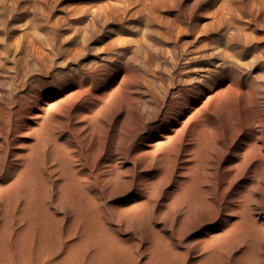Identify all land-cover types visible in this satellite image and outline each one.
I'll return each instance as SVG.
<instances>
[{
	"label": "bare ground",
	"instance_id": "6f19581e",
	"mask_svg": "<svg viewBox=\"0 0 264 264\" xmlns=\"http://www.w3.org/2000/svg\"><path fill=\"white\" fill-rule=\"evenodd\" d=\"M4 72L0 264H264V0H0Z\"/></svg>",
	"mask_w": 264,
	"mask_h": 264
},
{
	"label": "rangeland",
	"instance_id": "374dc122",
	"mask_svg": "<svg viewBox=\"0 0 264 264\" xmlns=\"http://www.w3.org/2000/svg\"><path fill=\"white\" fill-rule=\"evenodd\" d=\"M114 14V13H113ZM29 24H27V25H19V26H17L16 27V29H14V31H13V29L12 30H9V33H10V36L11 37H9V39L7 40V42H9L10 43V40L12 41L10 44L9 43H6V47L8 48V54L10 55V58H9V61H11L12 62V64H9V69L8 68H6L10 73H6V74H8V75H6L5 74V72L4 73H2L1 75H4L3 77H1L0 76V79H2V81H3V83H4V87H3V85H0V88H5L6 86H7V78L8 77H13V75H14V70H17V71H21V70H23L24 68L21 66V64L22 63H18L17 64V62L15 63V65H14V62L12 61V60H16V61H20V60H24L25 58H27L28 56H29V54H27V55H25V53H29V51H30V54L32 53V50L34 51V49L39 45V44H41V42H42V44L43 45H45V42H46V38L44 37V34L43 33H41V31H39L40 29L38 28V26H34V25H29L30 26V28H29V26H28ZM74 26H75V29H74ZM74 26H69L67 29H66V27H63L62 29L64 30V37H67V39H68V41L69 42H67V40H66V42L64 41V44H61V48H62V50H63V54H65V52L67 51H69L70 49V51H72V52H70L71 54H74V55H76V53H77V50L79 49V50H81L82 48H91L90 46H92V49L91 50H93V48H95L96 46H97V43H96V41H94V40H96V39H94L93 41H89L88 42V44H86L85 43V38L83 39V37H86V36H83L82 37V35H85L84 33L86 32V34H88L87 33V31L88 30H90L91 28H93V26H91L90 28L89 27H86V26H84V28H83V26L82 25H74ZM85 30V32L83 31V29L81 30V27ZM37 28V29H36ZM70 28V29H69ZM72 28H73V30H74V32L72 33ZM86 28V29H85ZM87 28H88V30H87ZM25 29V30H24ZM36 29V30H35ZM69 29V30H68ZM17 30V31H16ZM92 30V29H91ZM90 30V31H91ZM137 30H138V32H137ZM26 31V33H24ZM38 31V32H37ZM80 31H83V32H80ZM90 31H88V32H90ZM23 32V33H22ZM70 32V33H69ZM76 32V33H75ZM79 32V33H78ZM14 33V34H13ZM30 33V34H29ZM74 34V36H70V34ZM25 34H27V35H25ZM29 34V35H28ZM71 34V35H72ZM75 34H78V36L76 37V35ZM133 36L134 37H136L137 38V36L139 37V39H143L142 37H144L143 36V34H142V31H139V29H135V31L133 32ZM19 35V36H18ZM35 35H38V36H35ZM38 37H39V39H40V37H41V40L42 41H40V40H38ZM72 37V38H71ZM74 37H76L75 39H74ZM82 37V38H81ZM89 37V36H88ZM34 39L36 40L35 42H34ZM79 39V41L78 42H80L82 39L84 40V41H81L79 44H80V46H78L77 48H76V46L77 45H79L78 43H77V40ZM81 39V40H80ZM202 39H204V38H202ZM44 40V41H43ZM14 41H15V43H14ZM20 42V45L18 46V43ZM21 42H22V44H21ZM32 42V43H31ZM71 42V43H70ZM75 42V43H74ZM93 42V43H92ZM27 43V44H26ZM29 43V44H28ZM31 43V44H30ZM81 43H83V44H81ZM84 43H85V45H84ZM96 43V44H95ZM9 44V45H8ZM16 44H17V46H16ZM26 44V45H25ZM36 44V45H35ZM68 44V45H67ZM77 44V45H76ZM34 45V46H33ZM70 45V46H69ZM71 45H73L72 47L74 48L73 50L75 51H73L72 50V47H71ZM86 46V47H85ZM94 46V47H93ZM24 47V48H23ZM29 47V48H28ZM31 47V48H30ZM35 47V48H34ZM18 48V49H17ZM23 48V49H22ZM81 48V49H80ZM16 49V50H15ZM19 50V52H17ZM22 50H24V51H22ZM23 53H22V52ZM10 52V53H9ZM74 52V53H73ZM79 52V51H78ZM12 53H13V56H12ZM24 54V55H23ZM16 55V56H15ZM23 55V56H22ZM148 55H150L149 56V58L152 60V63H153V65L155 64H158V62H161L160 60H156L155 59V57H151V54H149L148 53ZM15 56V57H14ZM21 56V57H20ZM20 58V59H19ZM12 59V60H11ZM18 59V60H17ZM155 59V60H154ZM154 60V61H153ZM156 62V63H155ZM20 65V66H19ZM154 65V66H155ZM159 65V64H158ZM158 65H156V67L158 66ZM11 66H14L15 67V69L13 70L12 68H10ZM18 66V67H17ZM161 66V65H160ZM160 66H158V68L160 67ZM19 67H20V69H19ZM19 70H18V69ZM23 68V69H22ZM11 69V70H10ZM160 70V69H159ZM6 76V78H4ZM8 76V77H7ZM6 83V84H5ZM124 169H126V168H124Z\"/></svg>",
	"mask_w": 264,
	"mask_h": 264
}]
</instances>
